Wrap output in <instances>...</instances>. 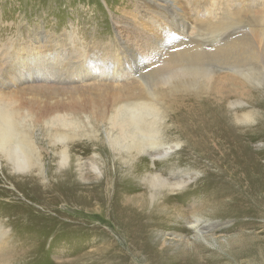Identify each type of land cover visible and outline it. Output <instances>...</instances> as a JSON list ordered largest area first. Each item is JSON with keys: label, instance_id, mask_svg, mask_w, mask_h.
<instances>
[{"label": "rangeland", "instance_id": "rangeland-1", "mask_svg": "<svg viewBox=\"0 0 264 264\" xmlns=\"http://www.w3.org/2000/svg\"><path fill=\"white\" fill-rule=\"evenodd\" d=\"M113 16L129 21L121 20L120 27ZM145 24L153 29L151 35ZM131 28L146 35L141 41L150 46L130 41L123 31ZM159 32L163 39L149 42ZM227 41L240 49L213 52ZM256 42L255 65L245 60L257 50ZM195 44L203 47L201 61L167 68L165 57ZM9 75L19 76L24 85H31V77L48 85L75 78L78 84L59 96L72 98L74 105L80 97L91 111L69 117L80 131L68 166L59 168L62 148L52 144L50 135L60 130H49L47 121L27 128L44 156L43 174L38 169L16 174L0 161V264H148L115 226L121 209L148 223L152 213L165 218L156 227L149 224L145 239L149 250L159 244L169 252L167 264H264V193H246L244 165L236 161L246 160L251 150L264 169V0H0L4 85L12 81ZM178 78L193 84L184 88ZM100 80L103 90H93ZM26 92L32 95L23 96ZM33 94L53 92L20 88L16 97ZM99 97L158 108L162 137L156 142L172 149L168 155L151 151L162 153L161 170L177 166L184 171L180 177L188 182L182 190L193 191L181 208L165 189L151 197L142 181L153 166L150 155L111 148L105 129L112 112L100 115ZM75 153L86 167L78 165ZM93 156L100 159L96 172L89 165ZM219 178L243 191L245 200L194 191ZM194 217L202 219V234L190 229ZM100 248L116 256L104 260Z\"/></svg>", "mask_w": 264, "mask_h": 264}, {"label": "bare ground", "instance_id": "bare-ground-1", "mask_svg": "<svg viewBox=\"0 0 264 264\" xmlns=\"http://www.w3.org/2000/svg\"><path fill=\"white\" fill-rule=\"evenodd\" d=\"M146 10L147 12H151L152 14H154L156 20H159V18H161L160 12H155L148 8ZM112 18H114L115 25H120L119 22L121 20L129 21L127 16H113ZM120 27L123 26L120 25ZM142 27L145 31H147V34L153 32V29H151L147 24L142 25ZM116 30L118 32V29ZM123 32H125V36H127L130 41H133L136 44H139L138 42L141 41V38L146 36H139L137 33H133L132 28L129 31ZM157 33H155V36L159 35V37H148V39H152L149 40V42H152L153 39H163L164 35L161 36L160 32L159 34ZM143 43L144 42L141 41L140 45H143ZM232 43V41H227L221 45H217L213 48V52L220 55L221 53L224 54L226 52L232 51L235 47L234 44L231 45ZM144 44L146 47L150 46V43H148V41H145ZM256 44L258 46L256 47L257 50H255V47H252L254 51H252V54L247 57L248 60H245L246 62H253L255 65L259 63V55L256 51L260 50V46L257 42L254 46H256ZM237 45L238 44H236V46ZM238 48L239 45L235 47V50ZM203 52V47H200L199 44H195L192 46L189 45L182 47L178 49V51H176L174 54L165 57L163 62L168 63L167 68H175L177 65L184 62L189 63L201 61L203 58V55L201 53ZM190 57H193V59H190ZM178 70H180V68H178ZM184 70H186V68H184ZM181 76L183 75H180L179 78ZM9 77L12 81H9L10 83L7 82L8 84L6 85H4L2 81H0V161H5L8 165H11L12 170L16 174L19 173L30 175L34 172V169H38L40 175L43 174L44 156L36 146L35 141L31 137L30 133H28L27 128L32 122L47 121L48 123H50L51 127L48 128L49 130H60L59 132L56 131L54 134L50 135L52 144H54V146L61 145L62 148V150L58 152L59 168L68 166L72 160L71 152H76L74 139L76 138L77 133L80 131V126L77 120L72 121L69 117L73 114H76V112L78 111L80 113L86 114L91 110H86V108L90 107L82 105L81 103L84 100L80 99V97H77L76 101L79 105H74L71 103L73 101L72 98L60 97L59 95L61 94V92L67 91L71 86L78 84L79 80L77 82L75 78H64L60 80V83L48 85L49 83H46L43 80L31 77L28 81L31 85H24L25 82L22 81L19 76L15 75V77H13L9 75ZM179 78L177 79V81L179 84H183L184 88H188L189 85L193 84V82L190 83L186 78ZM38 82H41V85H43L38 86ZM118 82L120 81L118 80ZM103 86V80H100V84L93 90H96L97 88L103 90ZM31 87H40L46 89V91L51 90L53 92V95L46 94V96H44L43 94L40 96L33 94L35 96L16 97V92L19 91L20 88L26 91L30 90ZM90 90L91 89H89V91ZM25 94L32 95V93L26 92L23 94V96ZM99 99L100 103L98 107L100 115L105 118L112 112V115H110L111 118H109V126L105 129V138L111 148L117 151L119 154L125 153L132 156L134 154L139 155L147 153L148 155H150L152 157L151 160L153 162V166L146 168V173H143L142 175V181L150 190L151 197L155 198L159 191L165 189L169 193V196L167 198H169L173 203L178 204V207L181 208L185 204L189 194L193 190L190 191L191 188H188L187 191L182 190V188L187 184L188 181H183L181 179L180 174L184 171L180 170L179 167L174 166L171 169L169 168L168 170H161L160 164L157 163L158 161H160V155L162 153L168 155L172 149L171 147L166 148L156 142L158 138L162 137L161 126L157 121V114H159L158 108L153 104L139 103L129 100H122L125 103L117 105L112 102V97H99ZM81 108H85V110H81ZM224 130L228 131L226 129ZM219 135L224 137L229 136L230 133H227L225 135L219 133ZM174 146H178V144H174ZM152 149L161 150L162 153L152 152ZM74 156L76 157L79 166H82V168L86 167V162H81L80 155L75 153ZM93 159L94 162H90L89 165L92 169V172H96L101 169L99 163L100 159H98L96 156H93ZM236 161L238 164L240 162L244 165L246 175V193L253 195L264 193V169L257 161H254L252 151H248V157L246 158V160L240 157L239 161L237 159ZM179 165L180 163H178V166ZM191 175L193 176L192 172ZM31 177L32 176H30V178ZM32 179L36 181L37 178L32 177ZM191 179L193 180V177ZM181 180L183 181L182 183L180 182ZM204 183L207 185L206 187H196L194 191H205L208 193H213L215 195L228 194L238 199L239 201L245 200L246 194L243 193V191H241L236 186L225 182L221 178L217 180L208 179ZM178 211H180V209H178ZM157 215L155 213H152L148 223L147 221L138 219L125 210L121 209L120 211H118V215L115 220V226L117 225L118 227H121L123 229V231L121 232H125L128 236L129 245L131 247H134L135 251H137L138 253L143 254V256L147 259L148 264H167L168 262H170V257L167 255L169 252H166L165 248H163V246L159 244L153 246V250H149L147 248L149 242L147 243L145 239V235L149 234L148 232L151 230L149 224H152L153 227H156L165 220L164 217L159 218ZM201 222L202 219L200 217H194L190 229L192 231L201 233V230L199 229V224H201ZM175 235L180 236L179 234ZM149 246L150 244L148 245V247ZM110 251L111 250H109L108 248H100V255L102 259L108 260L116 256L113 254L111 255ZM185 264L195 263L192 262V260H188Z\"/></svg>", "mask_w": 264, "mask_h": 264}]
</instances>
